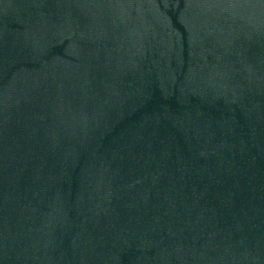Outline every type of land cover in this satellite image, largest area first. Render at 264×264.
Wrapping results in <instances>:
<instances>
[{"label":"water","instance_id":"water-1","mask_svg":"<svg viewBox=\"0 0 264 264\" xmlns=\"http://www.w3.org/2000/svg\"><path fill=\"white\" fill-rule=\"evenodd\" d=\"M0 264H264V0H0Z\"/></svg>","mask_w":264,"mask_h":264}]
</instances>
